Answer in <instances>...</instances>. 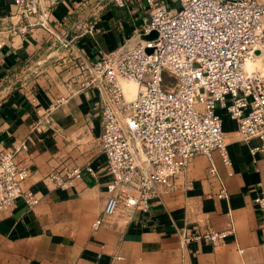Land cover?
Here are the masks:
<instances>
[{"label": "crops", "instance_id": "1", "mask_svg": "<svg viewBox=\"0 0 264 264\" xmlns=\"http://www.w3.org/2000/svg\"><path fill=\"white\" fill-rule=\"evenodd\" d=\"M125 2L69 0L54 11L52 31L80 35L75 57L95 59L101 51L130 48L149 17L144 0ZM16 12L13 0H0V150L33 136L18 160L32 172L24 188L41 200L29 208L21 199L0 211V264H264V222L254 203L264 183V156L251 154L257 140H240L231 120L225 121L231 165L216 152L219 176L210 175L206 156H197L149 215L139 213L132 223L114 215L96 225L109 197V175L98 145L94 96L70 80L72 56L54 45L47 28L12 32ZM85 14L97 18L94 35L74 27ZM38 125L42 131L35 130ZM68 164H90L99 176L84 171L74 187L57 189L46 177ZM223 185L228 198L218 196ZM232 224L235 234L223 244H182L186 226L223 230Z\"/></svg>", "mask_w": 264, "mask_h": 264}, {"label": "built area", "instance_id": "2", "mask_svg": "<svg viewBox=\"0 0 264 264\" xmlns=\"http://www.w3.org/2000/svg\"><path fill=\"white\" fill-rule=\"evenodd\" d=\"M68 1L13 0L18 22L12 32L47 28L54 45L72 56L70 80L94 96V114L101 122L98 145L109 175V197L96 225L114 215L129 223L139 213L149 215L198 155L207 157L210 175L219 176L216 152L231 165L226 120L235 123L241 140H257L250 147L254 157L264 156V0H144L149 21L137 31L139 41L101 51L95 59L75 57L80 35L52 31L54 11ZM96 19L82 15L74 27L81 35H94ZM152 31L157 37L143 38ZM125 82L138 84L134 98L128 97ZM35 130L43 129L38 125ZM33 141L31 135L0 150V211L21 199L29 208L41 200L34 189L24 188L32 172L18 160ZM84 171L99 176L90 164H68L54 167L46 180L68 190ZM218 196L228 198L225 185ZM254 203L264 222V183ZM234 234L233 224L223 230L186 226L181 239L183 245L217 246Z\"/></svg>", "mask_w": 264, "mask_h": 264}, {"label": "rangeland", "instance_id": "3", "mask_svg": "<svg viewBox=\"0 0 264 264\" xmlns=\"http://www.w3.org/2000/svg\"><path fill=\"white\" fill-rule=\"evenodd\" d=\"M98 1V3L99 2H101V0H97ZM103 1H106V0H103ZM100 4H102V3H100ZM130 84H136L137 86H138V84L136 83V82H125L124 83V85H125V89H126V92H127V95H128V97L129 98H134L137 94H129L128 93V91H127V85H130ZM138 93V92H137ZM228 133H230L229 131H228ZM238 138H240V137H238ZM240 140H241V138H240ZM198 156H204V155H198ZM197 157V156H196Z\"/></svg>", "mask_w": 264, "mask_h": 264}, {"label": "bare ground", "instance_id": "4", "mask_svg": "<svg viewBox=\"0 0 264 264\" xmlns=\"http://www.w3.org/2000/svg\"><path fill=\"white\" fill-rule=\"evenodd\" d=\"M127 91L129 94H137L138 86L136 84L127 85Z\"/></svg>", "mask_w": 264, "mask_h": 264}, {"label": "water", "instance_id": "5", "mask_svg": "<svg viewBox=\"0 0 264 264\" xmlns=\"http://www.w3.org/2000/svg\"><path fill=\"white\" fill-rule=\"evenodd\" d=\"M157 37V32L156 31H152L150 34L144 35L143 38L144 39H153Z\"/></svg>", "mask_w": 264, "mask_h": 264}]
</instances>
